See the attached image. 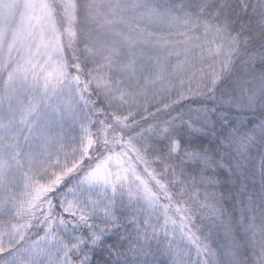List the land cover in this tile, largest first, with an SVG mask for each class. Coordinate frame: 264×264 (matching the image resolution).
Masks as SVG:
<instances>
[{
    "label": "snow or ice",
    "instance_id": "1",
    "mask_svg": "<svg viewBox=\"0 0 264 264\" xmlns=\"http://www.w3.org/2000/svg\"><path fill=\"white\" fill-rule=\"evenodd\" d=\"M0 264H264V0H0Z\"/></svg>",
    "mask_w": 264,
    "mask_h": 264
},
{
    "label": "trees",
    "instance_id": "2",
    "mask_svg": "<svg viewBox=\"0 0 264 264\" xmlns=\"http://www.w3.org/2000/svg\"><path fill=\"white\" fill-rule=\"evenodd\" d=\"M107 258V256H105V259Z\"/></svg>",
    "mask_w": 264,
    "mask_h": 264
}]
</instances>
